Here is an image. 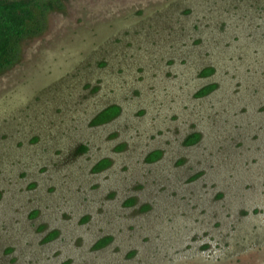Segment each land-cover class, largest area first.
<instances>
[{
    "label": "rangeland",
    "instance_id": "rangeland-1",
    "mask_svg": "<svg viewBox=\"0 0 264 264\" xmlns=\"http://www.w3.org/2000/svg\"><path fill=\"white\" fill-rule=\"evenodd\" d=\"M57 1L0 74V264H264V0Z\"/></svg>",
    "mask_w": 264,
    "mask_h": 264
},
{
    "label": "trees",
    "instance_id": "trees-1",
    "mask_svg": "<svg viewBox=\"0 0 264 264\" xmlns=\"http://www.w3.org/2000/svg\"><path fill=\"white\" fill-rule=\"evenodd\" d=\"M0 0V74L12 68L21 60V46L22 42L26 39L34 38L40 36L44 30L45 23V13L50 10L62 9V5L58 3L57 0ZM40 12L37 13L36 10ZM187 12H190L187 11ZM106 64V61L101 63L102 66ZM215 73L213 67H208L204 69L200 75L202 77H208ZM217 88L216 84H209L202 89H200L196 96L205 97ZM122 113V107L117 104L109 105L99 111L96 116L92 119L90 125L94 127H100L106 125L115 119H117ZM39 137L33 138V142H37ZM201 140L200 133H193L189 135L184 140L185 146L196 145ZM124 145H121L117 150H121ZM89 151V146L87 144H81L75 151L77 155L85 154ZM163 152L160 150H155L149 153L145 162L148 164H153L161 159ZM112 162L110 159H102L99 161L92 169L94 173H99L110 167ZM0 192V199H1ZM135 202V199H129L125 205L131 206ZM150 206H144L143 210H148ZM38 214L37 211L32 213V217ZM86 217L83 221L88 220ZM59 231L50 232L45 241L57 237ZM113 240L112 236H106L98 240L94 245V249H101L106 247ZM134 254V253H132ZM131 254V255H132Z\"/></svg>",
    "mask_w": 264,
    "mask_h": 264
}]
</instances>
